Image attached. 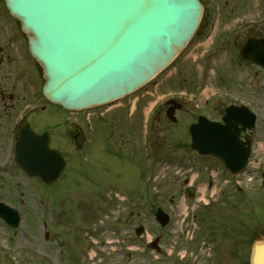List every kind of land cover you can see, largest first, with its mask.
I'll return each mask as SVG.
<instances>
[{
  "label": "rangeland",
  "instance_id": "1",
  "mask_svg": "<svg viewBox=\"0 0 264 264\" xmlns=\"http://www.w3.org/2000/svg\"><path fill=\"white\" fill-rule=\"evenodd\" d=\"M209 10L210 21L205 16L177 58L127 95L132 111L134 102L145 97L128 115V124H105L93 117L98 136L79 152L66 149L69 164L62 177L50 185L38 183L37 193L13 201L24 219L13 239L0 219V264H249L251 238L264 237V69L243 61L238 48L249 33H264V11L260 6L251 9L256 19L251 24L237 23L236 15L223 7ZM171 94L193 107L178 111L177 123L161 116L154 155L148 159L141 145L143 124L152 105ZM239 101L249 103L258 115L253 148L261 166L245 178L242 189L228 183L224 195L206 205L200 199L203 185L212 168L223 167L213 159L195 158L187 124L199 112L219 118L225 106ZM81 121L90 137L85 118ZM162 155H173L176 161L157 160ZM157 207L171 216L165 226L155 217ZM139 225L146 230L137 235ZM25 232L32 235L25 237ZM158 235L161 252L150 247ZM36 250L49 252L51 258H36Z\"/></svg>",
  "mask_w": 264,
  "mask_h": 264
},
{
  "label": "water",
  "instance_id": "2",
  "mask_svg": "<svg viewBox=\"0 0 264 264\" xmlns=\"http://www.w3.org/2000/svg\"><path fill=\"white\" fill-rule=\"evenodd\" d=\"M6 4L21 20L31 52L44 66V93L67 108L104 103L147 82L186 45L202 15L200 0H6ZM240 54L264 67V38L246 39ZM255 118L245 106L236 105L227 108L224 122L200 116L191 125L192 146L237 173L249 153L241 130L254 126ZM54 155L49 150L44 156L48 164L41 165L38 159L39 165L27 169L46 180L56 179L65 162ZM0 215L19 223V215L3 204ZM156 216L163 225L169 220L161 208ZM143 229L137 228V233ZM251 264H264V238L253 243Z\"/></svg>",
  "mask_w": 264,
  "mask_h": 264
},
{
  "label": "flooded vegetation",
  "instance_id": "3",
  "mask_svg": "<svg viewBox=\"0 0 264 264\" xmlns=\"http://www.w3.org/2000/svg\"><path fill=\"white\" fill-rule=\"evenodd\" d=\"M201 1L207 12L209 8L213 7L231 8L236 15V21L244 23L252 18L251 9H255L257 4V0ZM260 3L264 8V0H261ZM44 82L43 67L29 49L28 35L23 31L21 22L10 14L5 0H0V201L13 206H15L13 201L25 200L30 195L37 193L34 190L38 191L36 187L38 183L48 185L40 177L28 173L22 164V162H27V157L31 158V154L27 152L32 144V133L37 136L35 145L38 149L45 144L47 150L48 147H51L60 151L66 158L67 164L69 157L66 155V149L70 148L79 152L88 140L87 131L75 113L72 114L71 110H66L44 95ZM144 98L137 99L136 107L131 114L139 109V103L142 104ZM175 99L167 98L165 101L155 103L151 122L153 145L156 125L162 115L169 118V112H174L175 107H180L175 110V114L193 107L189 101L178 99L174 101ZM128 114L129 101L128 97H125L122 101L112 103L109 112L105 114L104 123L123 121L124 124H128ZM199 114L200 112L195 115V118ZM193 118L191 117L187 124V131L194 120ZM177 121L173 122L177 123ZM137 122L139 121L137 120ZM130 124L133 127L136 125V121L132 120ZM88 130L91 132L92 142L98 136V130L96 127ZM247 135V132L242 133L243 137ZM189 144L190 151L195 155V158L202 159ZM158 158L176 161V157L173 155H162ZM42 192L44 191L42 190ZM43 208L42 216L45 217L48 207L44 205ZM47 226L48 221L45 220L44 227ZM11 231L14 237L18 236V229H11ZM23 235L29 237L32 234L25 232ZM39 235L35 234L37 238ZM45 237L46 239L50 237L48 229L45 231ZM36 258L41 259L40 256H36Z\"/></svg>",
  "mask_w": 264,
  "mask_h": 264
},
{
  "label": "bare ground",
  "instance_id": "4",
  "mask_svg": "<svg viewBox=\"0 0 264 264\" xmlns=\"http://www.w3.org/2000/svg\"><path fill=\"white\" fill-rule=\"evenodd\" d=\"M94 256V252L92 251V256L91 257H93Z\"/></svg>",
  "mask_w": 264,
  "mask_h": 264
}]
</instances>
